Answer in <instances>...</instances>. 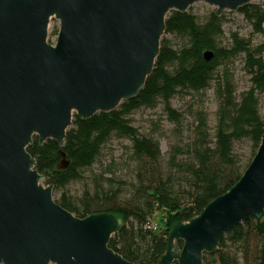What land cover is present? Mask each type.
I'll list each match as a JSON object with an SVG mask.
<instances>
[{"label": "water", "instance_id": "95a60500", "mask_svg": "<svg viewBox=\"0 0 264 264\" xmlns=\"http://www.w3.org/2000/svg\"><path fill=\"white\" fill-rule=\"evenodd\" d=\"M252 1L0 0V264H133L109 248L122 217L80 219L63 209L27 149L35 136L40 146L54 140L63 148L74 115L86 121L136 98L172 11L204 2L220 17ZM52 18L60 22L55 45ZM203 56L211 61L214 53ZM61 157L56 168L65 171L71 162ZM263 213L264 135L239 182L171 229L157 264H204L227 232Z\"/></svg>", "mask_w": 264, "mask_h": 264}, {"label": "trees", "instance_id": "16d2710c", "mask_svg": "<svg viewBox=\"0 0 264 264\" xmlns=\"http://www.w3.org/2000/svg\"><path fill=\"white\" fill-rule=\"evenodd\" d=\"M263 34L264 9L249 4L239 10ZM166 34L182 37L186 45L173 50L161 42L160 54L145 88L129 101H123L110 113H99L82 121L74 115L60 148L54 140L40 146L35 136L27 151L36 161L35 169L44 176L47 186L64 189L82 180L81 171L91 168L105 144L114 136L132 143L135 163L134 181L124 188H113L114 179L101 175L94 181V190H87L78 201L66 194L55 201L75 217L83 219L92 214L120 215L122 230L115 234L109 248L133 264H157L164 255L171 229L198 216L217 197L235 186L249 165H244L235 153V145L249 141L255 152L264 135V116L260 113L259 96L264 94V44L251 42L231 34L229 47H220L223 36L222 19L211 13L204 22L189 13L172 11L166 18ZM213 52L211 61L205 52ZM245 56V69L250 76V88L238 95L234 77L219 67L235 56ZM213 86L218 108L213 134L207 112L191 109L188 141L184 142L186 114L172 105L180 92L204 91ZM161 102L168 120L175 125L178 142L170 143L166 155L153 137L139 134L129 116L141 107H154ZM65 153L71 162L65 171L57 170ZM164 214L161 232L147 228L157 214ZM181 249L183 243H177ZM204 264H264V213L227 232L219 249L205 253ZM174 264H178L175 262Z\"/></svg>", "mask_w": 264, "mask_h": 264}, {"label": "rangeland", "instance_id": "374dc122", "mask_svg": "<svg viewBox=\"0 0 264 264\" xmlns=\"http://www.w3.org/2000/svg\"><path fill=\"white\" fill-rule=\"evenodd\" d=\"M251 4L259 5L264 9V0H253ZM217 8L209 6L204 2L195 3L187 13L194 15L199 22H204L211 13H215ZM219 18L222 19L223 36L218 40L220 47L227 48L231 44V34L236 33L239 37L251 42L252 46L259 47L264 44V34L255 32L253 26L239 12L225 11ZM60 29V22L52 18L48 27V42L55 45ZM165 41L167 46L173 50H180L186 45V40L182 37L164 33L161 42ZM245 56L243 54L233 57L224 62L219 71L227 70L233 77L237 87L238 95L247 91L250 84V76L245 69ZM260 113L264 116V94L259 96ZM172 107L181 114L188 113L193 108L203 110L208 114V124L213 134L216 127V112L218 102L216 100L213 86L210 88L195 92L185 91L178 93L171 101ZM132 125L138 130L139 134L153 137L160 143L163 155H166L170 143H176V137L173 130L175 125L172 124L164 110V105L159 102L156 106L148 108L141 107L135 110L130 116ZM191 118L188 117L185 123L184 142L188 141L187 137L190 134ZM132 143L130 140L118 135H114L101 150V154L91 168L81 171L82 180L72 182L64 189L52 187V196L55 201L62 198L64 194L68 198L78 201L83 193L87 190H94V181L97 177L104 175L105 178L114 179L115 189H121L124 196L127 195L124 188L134 181L135 163L132 159L131 152ZM235 153L242 164L250 165L257 152L252 148L249 141H242L235 145ZM44 186H47L45 179L42 181ZM164 214L157 213L150 221L152 227L158 232L164 229ZM148 228V226H147Z\"/></svg>", "mask_w": 264, "mask_h": 264}, {"label": "built area", "instance_id": "2783aa9c", "mask_svg": "<svg viewBox=\"0 0 264 264\" xmlns=\"http://www.w3.org/2000/svg\"><path fill=\"white\" fill-rule=\"evenodd\" d=\"M148 229H150V230H156V228L152 227L151 224H148Z\"/></svg>", "mask_w": 264, "mask_h": 264}]
</instances>
